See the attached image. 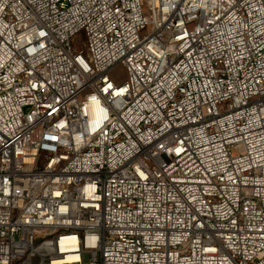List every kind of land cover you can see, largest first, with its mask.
Masks as SVG:
<instances>
[{
  "label": "built area",
  "instance_id": "2783aa9c",
  "mask_svg": "<svg viewBox=\"0 0 264 264\" xmlns=\"http://www.w3.org/2000/svg\"><path fill=\"white\" fill-rule=\"evenodd\" d=\"M0 264H264V0H0Z\"/></svg>",
  "mask_w": 264,
  "mask_h": 264
},
{
  "label": "rangeland",
  "instance_id": "374dc122",
  "mask_svg": "<svg viewBox=\"0 0 264 264\" xmlns=\"http://www.w3.org/2000/svg\"><path fill=\"white\" fill-rule=\"evenodd\" d=\"M144 33H146V32H144ZM85 41H86L85 40V34L79 33L74 44L78 48H82ZM110 77L113 79L114 82H116L118 84L123 83L126 80V73H125L123 66L120 64L116 65L111 70ZM35 263H37V261Z\"/></svg>",
  "mask_w": 264,
  "mask_h": 264
}]
</instances>
